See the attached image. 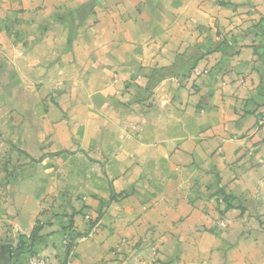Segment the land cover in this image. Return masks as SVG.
I'll list each match as a JSON object with an SVG mask.
<instances>
[{
    "label": "crops",
    "instance_id": "0c3cea01",
    "mask_svg": "<svg viewBox=\"0 0 264 264\" xmlns=\"http://www.w3.org/2000/svg\"><path fill=\"white\" fill-rule=\"evenodd\" d=\"M263 115L264 0H0V264H264Z\"/></svg>",
    "mask_w": 264,
    "mask_h": 264
},
{
    "label": "rangeland",
    "instance_id": "374dc122",
    "mask_svg": "<svg viewBox=\"0 0 264 264\" xmlns=\"http://www.w3.org/2000/svg\"><path fill=\"white\" fill-rule=\"evenodd\" d=\"M257 127H258V128H263V127H264V115L261 116V117L259 118V121H258V123H257ZM10 160L12 161L13 159L10 158ZM11 163H12V162H11ZM13 163H16V162H13ZM15 169H17V168H16L15 166H12V165H11V166L8 168V170H9L8 175H9V176H12L13 174H15V173H16V170H15ZM228 225H229V222H228L227 220H225V219H221V220H219V221H218V224H217L218 227H223V228H227ZM202 264H206V263H202Z\"/></svg>",
    "mask_w": 264,
    "mask_h": 264
},
{
    "label": "built area",
    "instance_id": "2783aa9c",
    "mask_svg": "<svg viewBox=\"0 0 264 264\" xmlns=\"http://www.w3.org/2000/svg\"><path fill=\"white\" fill-rule=\"evenodd\" d=\"M87 219H90L87 217ZM28 264H51L47 259L39 257L38 255L32 253L29 256Z\"/></svg>",
    "mask_w": 264,
    "mask_h": 264
},
{
    "label": "trees",
    "instance_id": "16d2710c",
    "mask_svg": "<svg viewBox=\"0 0 264 264\" xmlns=\"http://www.w3.org/2000/svg\"><path fill=\"white\" fill-rule=\"evenodd\" d=\"M32 254V253H31Z\"/></svg>",
    "mask_w": 264,
    "mask_h": 264
}]
</instances>
